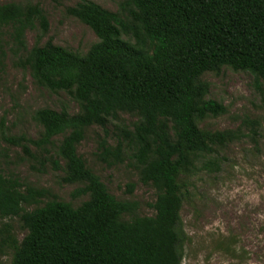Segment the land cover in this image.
Here are the masks:
<instances>
[{"label": "trees", "instance_id": "1", "mask_svg": "<svg viewBox=\"0 0 264 264\" xmlns=\"http://www.w3.org/2000/svg\"><path fill=\"white\" fill-rule=\"evenodd\" d=\"M65 12L98 38L83 55L50 39L28 48L27 31L48 32L44 11L37 4L0 5V69L9 46L37 86L63 91L78 105L74 114L36 110V139H2L19 146L38 171L46 165L61 171L63 183L79 184L72 197L87 199L73 206L0 171V220L18 218L27 231L17 241L3 225L0 246L11 252V264H181L184 176L200 156L242 136L199 127L226 111L206 99L200 77L226 66L264 83V0H126L117 12L85 0ZM119 113L136 120L131 129L119 128L115 147L103 140L99 155L107 165L121 163L124 143L131 145L139 181L155 190L150 216L110 194L77 152L88 128L105 131Z\"/></svg>", "mask_w": 264, "mask_h": 264}, {"label": "rangeland", "instance_id": "2", "mask_svg": "<svg viewBox=\"0 0 264 264\" xmlns=\"http://www.w3.org/2000/svg\"><path fill=\"white\" fill-rule=\"evenodd\" d=\"M81 1L85 0H0V5L37 4L44 11L48 32L42 35L27 31L28 48L37 38L41 44L50 39L55 45L83 55L98 38L88 26L65 12ZM88 1L117 12L126 0ZM2 64L0 171L7 176L16 175L30 186L49 189L59 200L78 206L87 199V196L72 197L79 184L63 183L61 171H54L49 165L44 172L38 171V165L19 146L2 139V134L36 139L41 131L33 119L36 110L50 108L74 114L78 111L77 103L63 91L51 92L37 86L28 69L17 64V55L9 46L5 48ZM200 79L208 84L206 99L222 104L226 111L206 117L199 122V127L211 132L232 130L242 136L224 146H216L210 155L200 156L192 172L184 176L186 193L180 216L187 241L181 264H264V83L256 82L248 71L226 66L204 72ZM135 120L130 114L119 113L105 131L91 126L78 144L77 152L110 194L120 201L136 202V214L150 216L154 213L149 205L155 201V190L139 181L131 145L124 143L121 163L107 165L99 155L103 140L115 147L119 128L131 129ZM60 139L55 138L51 150ZM209 160L212 165L208 164ZM33 207L24 206V209ZM3 225L10 226V234L17 241L27 233L18 218L0 220L2 231L6 229ZM5 248L0 246V264H11V252Z\"/></svg>", "mask_w": 264, "mask_h": 264}]
</instances>
